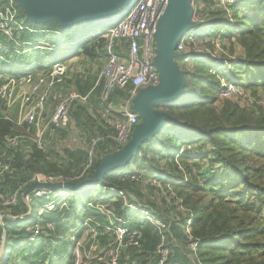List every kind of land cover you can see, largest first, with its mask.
<instances>
[{
  "label": "trees",
  "instance_id": "1",
  "mask_svg": "<svg viewBox=\"0 0 264 264\" xmlns=\"http://www.w3.org/2000/svg\"><path fill=\"white\" fill-rule=\"evenodd\" d=\"M5 3L6 0H0V5ZM17 7L20 19L23 20L25 13L23 11L21 16L22 9L18 3ZM211 9L200 7L198 16L205 20L204 27L208 29L206 33L204 28L199 31L198 38L210 39L224 29L222 36L226 40L232 43V39L237 40L244 52L225 75L257 95L260 90H264V0H236L230 7L233 23L226 10L218 6ZM122 17L123 14L118 17L114 14L101 20L87 19L65 28L58 22L36 23L27 20L25 24L28 28L16 34V38L18 35L26 38L33 33L36 39L47 38L52 33L56 37L58 35L60 45H57V52L33 55L38 59L36 62L42 64L57 61L65 63L80 54L103 57L106 39L102 35ZM0 41L17 44L15 40L2 35ZM192 63L182 69L185 77L183 93L174 99L154 104L157 109L168 114L162 127L143 141L140 150L127 164L108 169L95 185L102 181L106 185L125 189L134 194L138 201L149 204L167 224L164 242L172 249L173 260L188 262V258L182 260L184 258L180 257L185 255V252L181 253L182 249L187 248L184 226L192 216L191 228L194 236L200 240L199 257L203 264H264V112L257 113L254 109L242 107L238 102L230 100L223 101L219 107L220 82L211 73L215 65L213 59L204 54H195ZM34 69L35 66L15 60L0 61V77L22 76ZM96 88L100 94L101 86ZM132 89V84L117 89L112 95L111 104L118 96L122 98L123 105ZM27 128V124L19 125L1 113L0 148L5 147L6 136L31 133ZM112 130L106 124L104 133ZM25 143L30 144L28 151L23 149ZM25 143L17 148L6 147L14 173L0 180L1 191L14 192L21 186L26 190L33 176L38 173L78 176L76 182H84L95 176L103 159L102 154L99 155L101 150L99 153L97 150L86 169V164L90 163L86 151L82 167L76 172H69L58 161L50 160L45 149L33 142ZM170 143L174 144L172 150L166 148ZM181 143H189L194 147V152L179 156L183 169L176 162ZM103 145L106 153L120 149L113 139L104 140ZM203 151H206L208 158L201 160V163L204 162L201 165L198 161ZM132 166H136L140 172L139 180L132 179ZM150 176H157L163 187L154 185L152 181L145 183ZM80 189L77 188L70 199L72 209L82 213L74 218L77 227L87 213L80 207L84 208L85 203L92 198L104 200V203L123 214L129 213L121 198L109 201L103 199L101 194L93 197ZM22 195L23 192L17 205L8 212L12 216L16 215L13 216L15 218L4 214L3 222L0 223V246L4 240L6 247L0 264H10L13 259V243L27 238L24 225L30 220L23 219L19 225H15L14 221L22 219L20 216L30 207L34 209L36 204L29 207ZM2 210L5 211L4 208ZM66 214H48V220L59 222L69 217ZM65 225V222H60L59 229ZM160 241L161 236L152 224L146 223L143 247L141 251L131 250H136L133 257L138 258L140 264L152 263L154 257L156 259ZM45 247L47 244L32 247L27 255L26 245L19 244L17 248L23 254H19L18 258H24L20 263L46 264ZM51 249L54 251L49 264H74L71 254L65 259L59 258V246L55 248L51 245ZM20 263L16 261L15 264Z\"/></svg>",
  "mask_w": 264,
  "mask_h": 264
},
{
  "label": "built area",
  "instance_id": "2",
  "mask_svg": "<svg viewBox=\"0 0 264 264\" xmlns=\"http://www.w3.org/2000/svg\"><path fill=\"white\" fill-rule=\"evenodd\" d=\"M170 0H135L125 5V14L115 25L108 28L102 35L106 39L105 61L96 79L95 85L87 94L76 92L69 93L59 100L55 110L48 115V104L54 91L63 85L69 77L70 68L64 62L42 64L33 62L30 66L35 69L22 76L0 77V102L14 110L13 115L6 113L5 117L15 120L17 124H27L31 133H16L4 138L5 147L0 148V180L14 173V168L9 161L7 148H17L25 142H33L39 148L45 149L48 132H56L67 128L71 122L70 110L72 103L79 99L88 101L94 89L101 86L99 99L101 102V116L106 124L114 131L105 132L92 140L88 151L91 164L94 155L95 144L101 140L113 139L124 148L131 140L136 126L140 123V114L131 108L137 94L142 88L155 87L161 82L160 73L156 67L158 56L157 30L158 24L167 9ZM236 0H217V6L226 10L233 23L230 7ZM193 9L192 20L196 23L184 33L176 46L177 58L180 65H192V57L195 54L210 56L215 65L211 69L220 82L218 100L223 102L230 100L246 105L248 91L229 80L225 73L232 68V63L238 61V56L228 50V40L221 30L212 38L200 39L197 33L204 27L205 20L198 16L200 3L191 0ZM28 26L20 19L16 0H6L0 5V35L15 40L16 34L27 29ZM33 31V30H32ZM124 40L126 42H124ZM9 44L0 41V61H12ZM28 65V64H24ZM128 84L133 85L130 96L116 115L111 104V98L117 89L124 88ZM117 151V150H116ZM186 152H194L193 145L181 143L176 157L177 164L183 169L179 156ZM132 179L139 180L140 172L133 166ZM154 185L162 188L157 176H150ZM187 179V178H186ZM185 179V180H186ZM78 176L69 177L62 174L46 175L38 173L31 179V185L23 190L22 186L14 192L0 190V223L4 214L15 218L8 213L11 207L17 205L20 194L30 207H36L22 214V219L30 222L25 224L26 240L17 241L20 245H26V254L32 247L47 244L46 264L53 258L52 247H60L59 258L65 259L70 254L74 264H140L138 258L133 257L137 249H142L144 241L145 224L150 223L161 236L157 248L156 259L150 264H203L199 257L200 240L192 232L190 216L184 226L187 239L185 255L188 262L172 259V249L164 242V232L167 224L157 215L155 210L147 204L138 201L131 192L106 185L98 184L99 194L109 201L121 198L129 213L123 214L109 206L100 198H92L85 203V216L82 223L75 225L74 218L82 213L74 211L71 207V196L77 189L75 187ZM5 209V211L2 210ZM186 211L187 209H184ZM69 217L57 221H49L48 214H64ZM84 214V213H83ZM66 214V216H68ZM70 216H72L70 218ZM65 222V226L59 229L58 224ZM69 242L68 250H63V244ZM17 244V246L19 245ZM22 244V245H23ZM15 246V247H17ZM136 249L134 252L131 250ZM24 264V263H20Z\"/></svg>",
  "mask_w": 264,
  "mask_h": 264
},
{
  "label": "water",
  "instance_id": "3",
  "mask_svg": "<svg viewBox=\"0 0 264 264\" xmlns=\"http://www.w3.org/2000/svg\"><path fill=\"white\" fill-rule=\"evenodd\" d=\"M24 6L29 19L36 21L58 19L69 25L83 20H101L117 14L120 6L133 3L135 0H16ZM191 0H170L162 15L157 30L158 56L156 67L161 82L155 87L142 88L134 100V108L142 120L136 126L130 142L122 149L109 154L95 176L87 181L75 183L76 188L96 183L102 179L108 169L127 164L140 150L143 141L158 131L168 114L157 109L154 104L179 97L185 87L183 70L174 64L179 57L176 46L181 36L196 25L192 20ZM33 21V20H32ZM122 159L125 161L122 162Z\"/></svg>",
  "mask_w": 264,
  "mask_h": 264
},
{
  "label": "rangeland",
  "instance_id": "4",
  "mask_svg": "<svg viewBox=\"0 0 264 264\" xmlns=\"http://www.w3.org/2000/svg\"><path fill=\"white\" fill-rule=\"evenodd\" d=\"M198 2H200L201 7H209L210 9L217 8V5H216L217 0H199ZM19 7L22 9V12L20 11L21 16H22L23 11L25 13V18L23 19V21L25 23L27 22V20L30 21L29 16L27 15V12L24 6L19 4ZM125 11H126L125 5L120 6L117 10L116 17L122 14L124 15ZM32 20L33 22H36V23L37 22L47 23L51 21L58 22L64 28L71 26V25L68 26V24L63 23L59 21L58 19H51V20L40 19L39 21H36L35 19H31V21ZM203 28H204V32L206 33L208 27L205 26ZM54 35L56 34L52 33V35H50L48 38L50 42V46L52 47V49L49 50L50 54L57 52L58 50L57 45H60V42L58 40L59 36L57 35L56 37ZM73 38L74 39L76 38L75 34L73 35ZM232 40H233V43L232 41H228V50L231 53H234L236 56L242 55L244 52L243 48L241 47L240 44L237 43V40L235 39H232ZM64 45H67V43H65ZM29 46L30 45L27 44L26 47H29ZM241 48H242V51H241ZM63 55H66V54H61V56ZM104 61H105V56L103 57L99 56L96 58L94 56L87 57L83 54H80L77 57L76 56L71 57L69 60H67L65 63L68 64L70 68L69 76L71 79L68 78L66 83L69 89L71 90V92L83 94L84 92L88 91V89L90 90L92 86L89 84V79L90 77L93 78L91 80V84H94L95 79L104 64ZM174 64L179 66L181 69H184L185 67L184 65L179 64L177 58L174 59ZM78 70H81V71H78ZM78 76L81 78L80 79L76 78ZM86 79L88 80L87 82H86ZM86 84H88V86H86ZM247 91L249 95H248V99L246 100V105H241V106L254 109L256 110L257 113L264 112V90H260V92H258L257 95H255L250 90H247ZM60 92H62L61 95H63L66 92L65 85L63 86V88H60V89L58 88L56 94L52 95L49 101V104H48L51 111H53L57 102H59L57 100L60 96ZM116 99L120 100L122 98H119L118 96H116ZM117 104L118 103L115 102L114 100L113 106H117ZM222 104L223 103L221 101L219 100L217 101V105L219 107H221ZM131 108L133 110L135 109L134 102L132 103ZM12 111L15 113V111L9 109L4 102H0V114L8 113L12 116L13 115ZM70 119H71V122L67 128H63L61 130L52 132L51 134L47 135L45 152L48 155L50 160L58 161L63 166L64 170H68L69 172H76L82 167V164L85 161L86 151H89L92 140L98 136L101 137L105 134L104 131L106 130V124H105L104 118H102L101 116V107H100V102H99V97H98V88L94 89L88 101L85 102L79 99H76L74 101V103L71 105ZM103 142L104 140H101L95 144L94 152H97L98 150V153H99V151L101 150L99 155L102 154L103 159H104L108 157L109 154H112L114 152L106 153L105 152L106 150H104L105 146L103 145ZM29 145L30 144L25 143L23 149L28 151ZM166 148L168 150H172L174 148V144L172 143L167 144ZM98 153H96L97 156H98ZM206 158H208L206 151H203L202 155L200 156V159L205 160ZM124 161L125 160L122 159V162ZM203 164L204 162L201 163V165ZM133 167L135 169L137 168L136 166H133ZM207 168H205V170ZM202 170L204 169L202 168ZM160 184L162 185L163 183L160 182ZM79 188H81L80 190L82 192L87 191L86 193L87 194L90 193L93 197H96L99 195V191H98L99 188L97 184L95 185V183L89 184L84 187H79ZM13 216H16V215H13ZM23 221H24L23 219H19V220H15L14 222H15V225H19ZM179 239L181 242H183L181 237H179ZM25 243L27 244V240L25 241ZM17 244H19L17 241L13 243V250H14L13 259L10 264H15L16 261L20 263V261L24 259L23 257L20 259L18 258L19 254H23V253H21V251L19 252L20 249L17 248L18 247ZM62 246L63 248L61 249V251L68 250L69 242L63 244ZM5 249H6L5 241L3 240L0 246V258L4 255ZM182 252H185V248L182 249L181 253ZM182 257L184 258L182 260H187L186 255L183 256L182 254L181 258Z\"/></svg>",
  "mask_w": 264,
  "mask_h": 264
},
{
  "label": "crops",
  "instance_id": "5",
  "mask_svg": "<svg viewBox=\"0 0 264 264\" xmlns=\"http://www.w3.org/2000/svg\"><path fill=\"white\" fill-rule=\"evenodd\" d=\"M48 38L49 37L44 38V39H36L35 33L27 35L26 38H21V36L18 35L17 38L15 39V42L17 44H14V43L10 44V42H5V44L11 45V47H10L11 53H12L11 60H15L17 62H23L24 64L31 65V64H33V62L38 61L37 58L33 57V55L35 53H42V54L45 55V52H49V50H51L52 47L50 46V42H49ZM2 43H4V42H2ZM27 44L30 45V46L26 47ZM42 49H44V50H42ZM241 51H242V48H241ZM78 71H81V70H78ZM98 75H99V73H98ZM98 75H97V77H98ZM97 77H96V79H97ZM68 78L71 79L70 76ZM76 78L80 79L81 77L78 76ZM92 79L93 78H91V77L89 79V84L92 86L91 89L93 88V86L95 85V82H96V79L94 78L95 82H94V84H91V80ZM87 81L88 80L86 79V82ZM86 86H88V84H86ZM60 88H63V86L60 87ZM57 90H58V88L54 91L53 95L56 94ZM65 90H66V92L63 95H61L62 92H60V96H59L57 101L61 100L62 97H64L65 95L69 94V92L72 93L71 90L69 89V87L67 86V83H65ZM90 90L88 89V91H86V92L82 91V92H84L83 94H87ZM98 97H99V92H98ZM119 101H120V103H119ZM122 101L123 100H121V99L120 100L116 99L115 102L118 103L117 106H113V103H112V107H113L116 115H118L119 111L121 110ZM113 102H114V100H113ZM57 104H58V102H57ZM57 104H56V106H57ZM56 106H55V108H56ZM55 108L53 109V111L55 110ZM53 111H51L50 107L48 106V115H50ZM198 164H201V159L198 161Z\"/></svg>",
  "mask_w": 264,
  "mask_h": 264
},
{
  "label": "bare ground",
  "instance_id": "6",
  "mask_svg": "<svg viewBox=\"0 0 264 264\" xmlns=\"http://www.w3.org/2000/svg\"><path fill=\"white\" fill-rule=\"evenodd\" d=\"M118 10V9H117Z\"/></svg>",
  "mask_w": 264,
  "mask_h": 264
}]
</instances>
